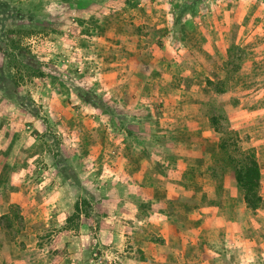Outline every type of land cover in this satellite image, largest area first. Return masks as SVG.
<instances>
[{
    "label": "rangeland",
    "instance_id": "obj_1",
    "mask_svg": "<svg viewBox=\"0 0 264 264\" xmlns=\"http://www.w3.org/2000/svg\"><path fill=\"white\" fill-rule=\"evenodd\" d=\"M224 26L228 44L220 42ZM170 27L183 32L173 47L163 44L166 33L154 37ZM124 58L123 69L144 74L127 77L133 85L117 93L104 74L120 71ZM152 58L175 72L170 84L158 83L169 90L189 85L182 67L199 85L211 77L200 94L217 144L228 140L217 156L224 182L253 148L264 198V0H0V264H136L134 232L152 239L168 224L144 204L151 191L131 187L138 157H122V129L136 125L121 104L148 101L134 87L152 67L163 70ZM215 85L229 91L220 96ZM141 115L145 132V107ZM170 142L177 147L164 139L159 153ZM247 220L255 231L246 255L264 264V219Z\"/></svg>",
    "mask_w": 264,
    "mask_h": 264
},
{
    "label": "crops",
    "instance_id": "obj_2",
    "mask_svg": "<svg viewBox=\"0 0 264 264\" xmlns=\"http://www.w3.org/2000/svg\"><path fill=\"white\" fill-rule=\"evenodd\" d=\"M228 29L229 26H224L220 37V42L225 44L230 42L226 36ZM176 32L171 27L165 28L154 37L160 38L166 33L162 36V39H166L163 44L168 43L173 47V34L175 33L179 40L183 35V32ZM152 34L147 36L151 37ZM146 38L142 37L140 40L144 44L150 43L151 40H144ZM156 38L152 42L156 41ZM125 60L129 61L127 58L122 59L120 71L111 69L104 74L109 77L108 84L117 93L122 90L125 93L129 89L126 85H133L126 82L127 77L141 76L140 73H143L132 69L130 74L123 69L127 68ZM151 60H156L163 70L160 67H152L146 79L148 81L135 84L134 87L135 92L148 94V101L144 106L127 99L121 104L125 116L131 114L132 121L135 119L132 123L136 125L133 129H122V147H126L122 157H138L137 160L129 161L134 168L128 170V174L132 173L138 179L133 180L131 187L149 189L150 199L144 204H152L153 213L161 212L168 224L165 223L162 229L155 230L152 239H147V236L141 239L142 232H134V245L142 254L136 264H252L250 256L246 255V249L252 239L250 234L255 230L251 228L253 224L249 220H244L249 216L264 219V212L244 216L241 207L247 206L241 187L233 181L231 175L228 177L231 181L228 186L227 182H224L226 176L221 181L213 174V169L221 168L223 164L217 159L219 139L212 124L210 107L204 102V96L201 97L203 94H200L207 83L204 81L199 85L192 72L182 67L184 80L189 75V85L169 90V87L159 84H170L175 78V72H168V67L162 63L161 58ZM146 61L144 56L139 58L142 65ZM174 61L178 62L177 59ZM228 91L218 95L223 96ZM163 93L168 95L162 98ZM158 96L161 103L155 102ZM144 107L147 115L144 119L148 124V128H144L145 132L140 120L143 118L141 111ZM112 115L108 113L106 116ZM159 127L161 131L156 132L155 128ZM164 139L176 142V150L167 148L172 144L170 142L165 144V150L159 153L160 144ZM212 146L215 148L210 149ZM209 158V165L207 163V167L202 166L201 164H205ZM227 187L232 191H228ZM154 202L157 206H154ZM244 225H251L250 229L244 228Z\"/></svg>",
    "mask_w": 264,
    "mask_h": 264
},
{
    "label": "trees",
    "instance_id": "obj_3",
    "mask_svg": "<svg viewBox=\"0 0 264 264\" xmlns=\"http://www.w3.org/2000/svg\"><path fill=\"white\" fill-rule=\"evenodd\" d=\"M189 4L188 9L190 10L191 15H193L195 11V4ZM195 4V5H194ZM180 17V16H179ZM176 26V24H173ZM178 25V24H177ZM176 30V29H175ZM238 69V67L236 68ZM207 85L211 86L214 84V81L211 78H207ZM214 90L216 93H224L227 91L226 88H221L219 85H215ZM212 123L216 124V119L211 117ZM217 129V128H216ZM228 140L226 138H222L220 143H218L219 150H226L228 147ZM233 159V158H230ZM213 174L217 176L218 179L223 181L224 178V169L223 168H214ZM221 173L219 175L218 173ZM223 174H222V172ZM231 177L234 182H236L241 189L243 190V198L246 203V206L254 211L264 206V198L261 193V179L262 172L259 161L256 156V152L253 148H251L248 154H245L242 157V160L236 162V165L233 166V171L231 172ZM87 201V200H85ZM76 211H80V202L77 201L75 204ZM9 217L8 215L4 216Z\"/></svg>",
    "mask_w": 264,
    "mask_h": 264
}]
</instances>
